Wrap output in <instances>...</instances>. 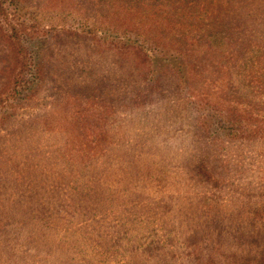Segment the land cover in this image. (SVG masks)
Wrapping results in <instances>:
<instances>
[{"label": "rangeland", "instance_id": "rangeland-1", "mask_svg": "<svg viewBox=\"0 0 264 264\" xmlns=\"http://www.w3.org/2000/svg\"><path fill=\"white\" fill-rule=\"evenodd\" d=\"M120 1L4 7L0 98L14 67L4 40L10 27L22 41L38 28L28 47L44 62V78L32 98L0 111V264H231L264 249V72L257 82L243 78L257 75L261 53L238 60L245 68L239 78L231 73L228 89L217 69L204 67L195 90L180 91L171 66L110 51L86 34L84 21H125L112 14ZM176 1L154 5L167 8L164 17ZM234 3L240 21L232 22L261 49L264 0H215L227 11ZM207 13L203 21H213ZM144 77L158 78V90L134 105L135 92H147ZM216 94L258 116L242 119L233 136L219 128L224 105H197L198 121L210 127L202 135L194 104Z\"/></svg>", "mask_w": 264, "mask_h": 264}, {"label": "trees", "instance_id": "trees-1", "mask_svg": "<svg viewBox=\"0 0 264 264\" xmlns=\"http://www.w3.org/2000/svg\"><path fill=\"white\" fill-rule=\"evenodd\" d=\"M118 1L121 2L120 0H115V2ZM143 1L133 0L134 5L132 7L128 6L127 0L123 5L117 3L115 6H111V8L115 9L112 14L119 16L117 20H123V16H125V21H101L100 25L93 23L92 26L88 23L89 21H84L82 26L86 27V30L88 29L89 33L86 34L90 37L93 36L96 42L105 45L106 49L112 48L110 51L122 52L130 49L137 53L143 63L147 61L153 64L162 61L174 68L182 80L186 78L183 73H187L188 81L176 78L177 89L180 91L184 90L189 93V90H195L192 84L197 81L195 79L200 74V71L204 70V67L217 69V80L226 78L228 82L233 72L239 78L240 69L245 68V66L238 65V60L245 58L248 61L258 52L262 55L254 63V65L257 63L258 67H253L254 65L251 64L254 74L257 75L247 73L243 78L248 79L250 76L252 82L259 81V77L264 72V44H261V49L254 51L250 45V36H241L239 33L240 23L232 22L240 21L236 17L238 4L234 3L230 10L227 11L223 6L215 5V0H182L184 2L178 0L173 4V7L175 6L174 9L173 7L171 9L170 5H168L166 15L162 17L161 11L167 9L165 6L160 7L158 10L157 5H154L157 1L148 0L147 6L142 5ZM6 4H10L9 0H0V16L6 15L4 9ZM184 4L186 8H181ZM192 7L196 10L192 11ZM203 12H208L207 18L214 20L203 21L201 16ZM214 12L219 13V16ZM137 18L139 19L137 20ZM128 19L130 20L127 21ZM95 20L99 21V19ZM34 28L31 33H26L30 40L37 39L34 36L38 28ZM8 32L9 35L4 40L7 43L9 53H11L9 64L10 66L11 63L14 64V67L9 69V79L1 86L4 90V96L0 98V111L6 109L7 105L8 107H14L12 102H16V100L25 101L32 98L39 90V83L44 78V62L35 60L37 55L35 56L33 49L28 47L30 40L24 39L22 41L23 37L19 38L18 32L13 27H10ZM254 38L256 39V37ZM251 49L253 54L249 55L248 52ZM157 82L158 78L153 80L145 78L143 83L147 92L143 94V88L138 89L134 96L130 98L132 104L135 105V103L142 102L154 94L158 90L159 85ZM229 87L230 81L226 84V88L228 89ZM214 96L216 98L210 99L211 95H202V99H197L199 103L194 104V110L196 113L197 105L202 110L209 109L210 106L213 110H221L224 105L222 107L224 114L217 116L220 118L219 128L222 132L226 130L235 136L236 125L242 119L247 116H258L249 109L250 107L245 109L240 107L241 109H238L236 106H239V104L234 100L218 94ZM212 100H215V102ZM236 113L238 114L232 117ZM206 114L204 116L211 117L210 113L207 112ZM6 115H9V113H3L1 118L6 117ZM196 115L198 124V127L197 124L196 127L202 135H206L210 127L203 122V119L202 122L198 121L199 115L197 113ZM254 121L248 119L247 123L251 124ZM257 128H260L258 124L254 126V129ZM212 133H215V130H211ZM212 257H206L204 262L211 261ZM194 259L199 258L195 256ZM213 263L215 262L213 261ZM209 264H212V262ZM231 264H264V249L259 250L252 256L240 257L232 261Z\"/></svg>", "mask_w": 264, "mask_h": 264}]
</instances>
